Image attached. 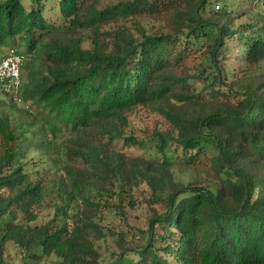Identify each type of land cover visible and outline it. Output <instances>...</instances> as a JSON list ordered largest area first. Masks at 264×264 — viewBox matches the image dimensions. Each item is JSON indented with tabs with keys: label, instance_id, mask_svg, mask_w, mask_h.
I'll return each mask as SVG.
<instances>
[{
	"label": "trees",
	"instance_id": "1",
	"mask_svg": "<svg viewBox=\"0 0 264 264\" xmlns=\"http://www.w3.org/2000/svg\"><path fill=\"white\" fill-rule=\"evenodd\" d=\"M49 1L0 0V54L31 57L21 102L66 134L49 184L29 169L28 131L0 112V264H104L89 194L141 186L149 225L107 264H264V0H57L62 24L43 15ZM254 6L256 22L237 24ZM139 107L165 128L126 136ZM180 164L206 179L184 182ZM50 197L56 223L33 224Z\"/></svg>",
	"mask_w": 264,
	"mask_h": 264
},
{
	"label": "rangeland",
	"instance_id": "2",
	"mask_svg": "<svg viewBox=\"0 0 264 264\" xmlns=\"http://www.w3.org/2000/svg\"><path fill=\"white\" fill-rule=\"evenodd\" d=\"M119 0H102L103 6H108L116 3ZM24 4L27 6L28 0H24ZM43 15L46 20L55 23L62 24L64 22L58 8L57 0H50L46 4ZM259 8L254 6L249 14L243 16L237 20L239 23H254L256 22V14L259 12ZM144 28L151 31L156 28H162L163 25L154 21L150 17H143L140 19ZM114 25H109L106 28H114ZM89 42H85L84 46L88 47ZM11 49L4 51L0 54V60L6 57ZM20 51V50H18ZM200 54L195 55V60L191 65L200 62ZM30 56L26 60L21 71V86L27 77L26 65L29 63ZM235 68H238L236 63L231 62ZM33 68L30 69L32 72ZM0 112L6 113L12 121L13 126H20L24 130L28 131L29 138V156L31 158L29 169L38 170L39 177L45 179L49 184L51 180L57 178V170L59 165V157L57 150L59 143L65 137L66 134L59 133L55 136L50 130V127L38 116L39 109L37 107H31L27 104L16 103L13 98L5 93L0 86ZM164 129V122L159 115L151 112L148 108L139 107L130 116L129 129L126 132V136H133L137 139L149 138L155 129ZM117 147L124 149L129 154H142L153 155L156 148L154 144H147L144 148L126 147L123 141L117 142ZM57 149V150H56ZM58 166V167H57ZM182 166L183 169L179 167ZM177 167V176L184 182L193 181L194 179L205 180L207 171L204 167L197 166H184ZM145 186L136 188L129 192H119L116 189L113 193L99 194L94 192L89 194L91 202L95 204L93 206V218L94 221L102 228L104 237L96 241V248L101 255V260L104 264L109 263L113 259L114 252L119 244V238L126 240L128 245L137 243L141 238V232L146 230L150 220V207H149V192L145 189ZM126 193V194H124ZM119 194V195H118ZM56 195V194H55ZM56 197H50L46 202V209H44L33 224H44L47 222L56 223L55 221V202L59 203ZM78 203H74V208L82 210L84 207L79 206ZM162 210V209H161ZM39 211V209H37ZM7 252L11 255L8 256L10 260L19 261L20 255L16 247L12 244L7 245ZM8 254V253H7ZM56 256L49 255L44 256L41 259H35L29 257L25 259L27 264H55Z\"/></svg>",
	"mask_w": 264,
	"mask_h": 264
},
{
	"label": "built area",
	"instance_id": "3",
	"mask_svg": "<svg viewBox=\"0 0 264 264\" xmlns=\"http://www.w3.org/2000/svg\"><path fill=\"white\" fill-rule=\"evenodd\" d=\"M26 62V55L17 49H11L0 60V86L16 103H21V71Z\"/></svg>",
	"mask_w": 264,
	"mask_h": 264
}]
</instances>
